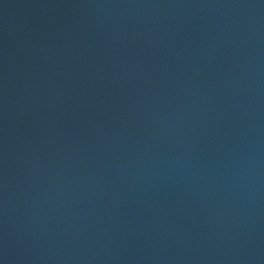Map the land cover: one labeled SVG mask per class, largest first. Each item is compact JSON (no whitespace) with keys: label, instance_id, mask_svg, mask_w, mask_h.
I'll use <instances>...</instances> for the list:
<instances>
[{"label":"water","instance_id":"1","mask_svg":"<svg viewBox=\"0 0 264 264\" xmlns=\"http://www.w3.org/2000/svg\"><path fill=\"white\" fill-rule=\"evenodd\" d=\"M0 264H264V0H0Z\"/></svg>","mask_w":264,"mask_h":264}]
</instances>
